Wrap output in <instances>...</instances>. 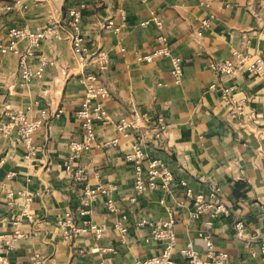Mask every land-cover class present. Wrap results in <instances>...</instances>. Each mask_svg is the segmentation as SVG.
Instances as JSON below:
<instances>
[{"label": "crops", "instance_id": "0c3cea01", "mask_svg": "<svg viewBox=\"0 0 264 264\" xmlns=\"http://www.w3.org/2000/svg\"><path fill=\"white\" fill-rule=\"evenodd\" d=\"M74 7L81 9V31L89 40L90 51L83 57L73 50L71 28L60 29ZM155 14L163 20L173 54L184 60L178 82L172 57L143 58L160 43L156 24H141ZM108 19L121 29L104 30ZM15 25L52 26L59 36L43 39L37 56L28 59L36 69L40 57L46 58L40 77L26 78L20 56L0 52V118L6 111L44 118L34 132L32 153L16 130L0 129V264H36L37 254L43 264H134L164 251V242L151 236L153 228L138 222L171 216L176 234L172 256L178 262L189 242L203 255L210 235L233 264H264V76L246 70L222 76L211 66L235 51L264 58V0H0V38ZM26 47V41L18 43L21 51ZM99 50L108 56L99 75L109 91L102 99L107 116L96 121L94 145L72 164L88 165L89 183L103 185L116 210L107 209L108 195L102 194L89 214L106 226L102 237L88 234L66 241L57 221L68 211L81 220L83 187L66 165L70 143L83 140L77 111L85 96L84 73L96 68ZM228 87L233 97L245 100L243 115L223 100L222 89ZM135 113L150 119L143 129L144 173L163 162L177 185L167 189L158 178L155 189L147 186L131 201L135 164L124 155L134 149L136 133L121 134L116 124ZM159 117L163 129L157 135ZM115 137L117 145H105ZM180 180L207 200L220 187L215 200L228 211L214 215L209 210L193 218V199ZM122 215H127L126 235L115 227ZM15 232L18 241L5 243Z\"/></svg>", "mask_w": 264, "mask_h": 264}, {"label": "built area", "instance_id": "2783aa9c", "mask_svg": "<svg viewBox=\"0 0 264 264\" xmlns=\"http://www.w3.org/2000/svg\"><path fill=\"white\" fill-rule=\"evenodd\" d=\"M145 1V0H142ZM82 13L80 7H74L69 11V19L66 23L62 24L60 29L68 30L71 28V40L73 50L79 56H84L89 53V40L81 31ZM155 23L160 34L158 35L159 46L143 56L147 61L155 60L160 56H169L173 59L172 75L175 81H180L184 75V60L179 55H174L171 47L169 46L168 38L164 31V23L161 17L153 15L151 20L141 22L143 26H148L149 23ZM57 28L48 26L42 29L34 30L27 25H15L8 28L6 32V38H0V52L1 53H15L20 56L19 67L23 75L26 78L31 76H42L47 65L45 57H40L37 68L33 69L29 64V58L37 56V50L40 47L42 40L46 39L50 35L59 36ZM104 30L119 31L121 26L116 24L113 19H108L103 24ZM21 41L27 42V47L24 51L18 48V43ZM96 55V68H88L84 73V79L86 81L85 96L81 104V108L77 111V117L80 120L83 128V140H73L70 143L71 153L70 161L66 165V169L72 172V179L75 183H83L81 193L79 195L80 201V217L81 220L70 211L62 215L57 224L61 230L62 238L66 241H75L80 237L92 234L94 238L100 239L103 235L105 227L103 224L93 221L89 214L91 213V205L94 201L99 199L102 194H106L107 190L103 185L93 186L88 181V165H81L74 167L72 161H76L81 158L84 150L91 148L96 142V121L106 118V108L102 104V99L108 95V89L101 83H99L100 71L104 70L108 64V56L102 50L95 52ZM212 68L218 75L233 76L240 70H246L252 74L264 76V58L262 56H253L245 51H235L230 58H224L214 60L211 63ZM213 86V85H212ZM222 98L225 101L229 109L237 115H243L245 108V100L237 99L231 94V88L222 89ZM43 116L46 111L43 110ZM149 117L146 113H135L133 117L121 118L117 124V130L121 134L129 133L130 129L136 133V143L134 149L130 152H126L124 158L126 161L134 162V180L132 186L131 201H137L141 195L144 194L145 189L149 186L151 189H155L158 185V178L162 179V185L169 189L171 185H177L175 181L174 173L163 162H159L158 165H152L147 172L144 173V159L145 153L142 145L145 139V131L143 129L148 127ZM162 117H159L160 131L157 135H160L162 127ZM44 118L29 119V117L22 111H6L0 118V129L4 132L16 130L17 136L20 141H23L28 148H31L32 153L34 150L33 136L34 132L43 124ZM145 125L143 126L142 124ZM119 138L115 137L110 141H107L105 145H117ZM30 155V154H29ZM180 185L184 186L186 193L193 199V209L191 210V216L193 218H199L205 212L211 210L214 215L220 212H227V206L224 202L215 200L220 195V187H216L211 193V200H207L203 193H195L188 185L186 180H180ZM214 200V201H212ZM105 205L109 211H115L116 206L113 198L109 195L105 200ZM127 215H122L115 222V227L123 234L126 235L128 228L125 224ZM175 219L171 216L167 220H151L150 218H143L138 222L139 226L148 225L151 228V236L157 240L164 242V251L161 254L153 255L150 257L139 258L134 264H233L230 254L224 250L216 249L213 239L210 235L206 236V251L202 255L199 253L192 242L187 243L186 247L182 249L183 260L177 261L173 258L172 252L174 246H176V234L174 231ZM243 226L242 221L237 223V227ZM20 237L19 232H15L11 235L5 243L12 245L15 241H18ZM264 251V243L262 245ZM36 264H43L40 259V255H36ZM101 264H105L101 262Z\"/></svg>", "mask_w": 264, "mask_h": 264}]
</instances>
